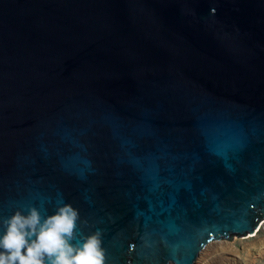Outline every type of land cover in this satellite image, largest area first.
Segmentation results:
<instances>
[{"label":"water","instance_id":"water-1","mask_svg":"<svg viewBox=\"0 0 264 264\" xmlns=\"http://www.w3.org/2000/svg\"><path fill=\"white\" fill-rule=\"evenodd\" d=\"M65 205L103 264L256 233L264 0H0V238Z\"/></svg>","mask_w":264,"mask_h":264},{"label":"clouds","instance_id":"clouds-1","mask_svg":"<svg viewBox=\"0 0 264 264\" xmlns=\"http://www.w3.org/2000/svg\"><path fill=\"white\" fill-rule=\"evenodd\" d=\"M78 211L71 205L59 208L55 215L41 217L36 208L28 215L15 213L6 221L7 231L0 238V264H103L97 236L86 239L77 249L73 238Z\"/></svg>","mask_w":264,"mask_h":264},{"label":"rangeland","instance_id":"rangeland-1","mask_svg":"<svg viewBox=\"0 0 264 264\" xmlns=\"http://www.w3.org/2000/svg\"><path fill=\"white\" fill-rule=\"evenodd\" d=\"M195 264H264V222L254 235L233 244L211 243Z\"/></svg>","mask_w":264,"mask_h":264}]
</instances>
